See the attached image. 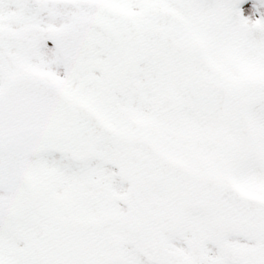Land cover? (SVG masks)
<instances>
[{
	"label": "snow or ice",
	"instance_id": "snow-or-ice-1",
	"mask_svg": "<svg viewBox=\"0 0 264 264\" xmlns=\"http://www.w3.org/2000/svg\"><path fill=\"white\" fill-rule=\"evenodd\" d=\"M0 264H264V0H0Z\"/></svg>",
	"mask_w": 264,
	"mask_h": 264
}]
</instances>
